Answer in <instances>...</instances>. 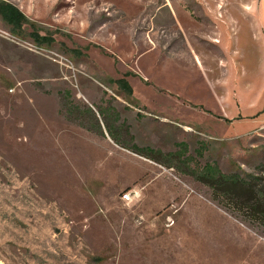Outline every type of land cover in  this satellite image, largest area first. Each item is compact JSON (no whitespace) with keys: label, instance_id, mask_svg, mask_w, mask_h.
I'll return each instance as SVG.
<instances>
[{"label":"rangeland","instance_id":"374dc122","mask_svg":"<svg viewBox=\"0 0 264 264\" xmlns=\"http://www.w3.org/2000/svg\"><path fill=\"white\" fill-rule=\"evenodd\" d=\"M6 1L29 23L0 20V264H264V224L83 114L110 101L141 147L262 174L264 0ZM33 32L74 59L80 90Z\"/></svg>","mask_w":264,"mask_h":264},{"label":"trees","instance_id":"16d2710c","mask_svg":"<svg viewBox=\"0 0 264 264\" xmlns=\"http://www.w3.org/2000/svg\"><path fill=\"white\" fill-rule=\"evenodd\" d=\"M0 20L9 25L10 30L16 35L24 34V26L29 23L28 16L19 7L6 0H0ZM30 36L34 43L39 46L50 42L48 37L40 36L35 32ZM110 81L116 83L121 90H126L129 96L133 95V88L126 78L110 79ZM70 94L68 91L66 98V109L69 117L74 116L78 111V106L72 102ZM83 114L84 116L86 114L90 116L89 125H85L87 129L102 136H106L107 133L117 145L156 162L166 163L169 168L178 166L183 172L193 175L198 181L209 186L216 195L231 200L252 219L264 224V164L259 169L263 172L262 174L241 173L238 171L224 173L217 163L212 162L193 168L191 163L195 158L188 155L184 150L185 148L176 152L165 153L159 149L149 146L141 147L136 144L129 125L121 119L119 111L110 101L107 102V106L99 105L97 111L88 108L87 111H83ZM183 145L186 147V144ZM196 152L198 156H203L205 146L198 148ZM179 163L186 168H181Z\"/></svg>","mask_w":264,"mask_h":264},{"label":"built area","instance_id":"2783aa9c","mask_svg":"<svg viewBox=\"0 0 264 264\" xmlns=\"http://www.w3.org/2000/svg\"><path fill=\"white\" fill-rule=\"evenodd\" d=\"M33 47L40 51L50 52L53 59L60 63L67 71L65 78L71 83L73 88L80 90V79H79V69L75 64V61L72 57L66 54L54 53L52 51H48L45 48L39 45H33ZM141 189H133L129 192L123 194L122 198L126 202H132L133 200L139 199L141 197ZM176 212V211H175ZM171 223V224H170ZM174 223L172 216H169L168 225L171 226Z\"/></svg>","mask_w":264,"mask_h":264},{"label":"crops","instance_id":"0c3cea01","mask_svg":"<svg viewBox=\"0 0 264 264\" xmlns=\"http://www.w3.org/2000/svg\"><path fill=\"white\" fill-rule=\"evenodd\" d=\"M188 43H189V39L187 38V45H188ZM195 58V57H194ZM195 60V59H194ZM196 61V64H197V60H195ZM128 80V79H127ZM129 81V83L131 84V86H132V88H133V94H135V95H137L138 96V92H137V89H136V87L134 86V84L130 81V80H128ZM139 97V96H138ZM137 97V98H138ZM138 99H140V98H138ZM142 99V98H141ZM186 100L187 99H184V100H182V99H180L179 97H178V95L176 96V97H174V99H173V97H172V100L169 102V103H171L172 102V106H174L173 104H178V105H184L185 106V109H189V106L187 105V102H186ZM166 104H168L167 102H166ZM181 111H182V109H180ZM182 112H184V110L182 111ZM186 113L187 112H185V115H186Z\"/></svg>","mask_w":264,"mask_h":264}]
</instances>
